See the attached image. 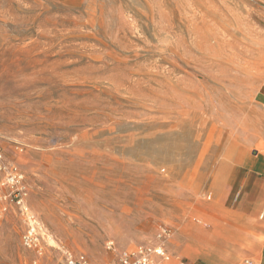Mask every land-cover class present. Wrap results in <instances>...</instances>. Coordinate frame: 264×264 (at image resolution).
<instances>
[{"label": "rangeland", "instance_id": "1", "mask_svg": "<svg viewBox=\"0 0 264 264\" xmlns=\"http://www.w3.org/2000/svg\"><path fill=\"white\" fill-rule=\"evenodd\" d=\"M0 148V264H105L201 220L264 152V0H0Z\"/></svg>", "mask_w": 264, "mask_h": 264}, {"label": "crops", "instance_id": "2", "mask_svg": "<svg viewBox=\"0 0 264 264\" xmlns=\"http://www.w3.org/2000/svg\"><path fill=\"white\" fill-rule=\"evenodd\" d=\"M215 197L201 220L174 228L169 252L186 264H264V152L237 155Z\"/></svg>", "mask_w": 264, "mask_h": 264}, {"label": "built area", "instance_id": "3", "mask_svg": "<svg viewBox=\"0 0 264 264\" xmlns=\"http://www.w3.org/2000/svg\"><path fill=\"white\" fill-rule=\"evenodd\" d=\"M2 161L3 153L0 148V164ZM0 169H2L1 165ZM8 180L12 186L18 185L21 182L22 176L17 167L12 168ZM22 212L28 221V228L22 238L23 244L25 248L35 252L41 258L44 253L43 245L45 243L46 230L38 218L29 211L27 206L24 205ZM3 213L0 204V219ZM172 238L173 230L169 227H162L157 234L154 244L140 245L135 250L124 252L116 260L108 261L105 264H186L183 260L175 258L169 252L168 244ZM111 248L112 244L109 245V249ZM63 261L64 264H94L87 255L76 254L73 251H65L63 253ZM33 264H39V261L36 260Z\"/></svg>", "mask_w": 264, "mask_h": 264}, {"label": "bare ground", "instance_id": "4", "mask_svg": "<svg viewBox=\"0 0 264 264\" xmlns=\"http://www.w3.org/2000/svg\"><path fill=\"white\" fill-rule=\"evenodd\" d=\"M51 238V237H50Z\"/></svg>", "mask_w": 264, "mask_h": 264}]
</instances>
